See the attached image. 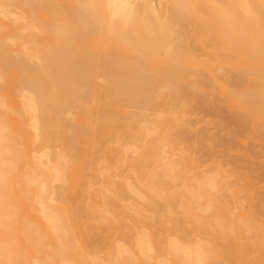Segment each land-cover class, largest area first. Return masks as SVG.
<instances>
[{
    "label": "bare ground",
    "instance_id": "1",
    "mask_svg": "<svg viewBox=\"0 0 264 264\" xmlns=\"http://www.w3.org/2000/svg\"><path fill=\"white\" fill-rule=\"evenodd\" d=\"M0 264H264V0H0Z\"/></svg>",
    "mask_w": 264,
    "mask_h": 264
},
{
    "label": "rangeland",
    "instance_id": "2",
    "mask_svg": "<svg viewBox=\"0 0 264 264\" xmlns=\"http://www.w3.org/2000/svg\"><path fill=\"white\" fill-rule=\"evenodd\" d=\"M204 113H208V114H215V111H203V110H199V114L202 115ZM195 117V116H194Z\"/></svg>",
    "mask_w": 264,
    "mask_h": 264
}]
</instances>
